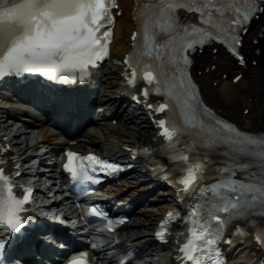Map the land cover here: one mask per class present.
<instances>
[{
    "label": "snow or ice",
    "instance_id": "snow-or-ice-1",
    "mask_svg": "<svg viewBox=\"0 0 264 264\" xmlns=\"http://www.w3.org/2000/svg\"><path fill=\"white\" fill-rule=\"evenodd\" d=\"M116 7V0H0V76L34 72L57 80L85 78L91 67L110 55ZM181 8L199 13L198 20L180 16ZM262 10L264 0H143V9L137 0L139 23L133 39L139 36L141 40L125 57L131 69L129 82L135 84L140 75L152 85L143 89L145 96L150 91L165 93L163 102L148 107L162 113L158 124L169 154L183 162L174 166L183 172L178 178L183 190L198 186L185 217L187 235L177 252L183 264H221L218 242L223 227L235 217L264 214V134L219 118L203 102L188 71L191 53L197 47L203 50L212 40L226 44L243 62L237 47L242 43L240 33L248 30L246 24ZM177 106L182 119L172 115ZM185 133L188 142L181 146ZM190 150L197 152L192 159ZM77 157L79 164L74 163ZM89 165L104 170L121 167L90 151L83 155L68 150L64 167L74 177L98 181L100 177L90 173ZM210 177L215 179L203 183ZM14 187L0 167V226L13 230L25 223L21 214L33 192L28 187L17 195ZM90 208L106 216L96 205ZM106 226L112 228L114 219L107 218ZM255 230L257 240L264 241V226L256 225ZM168 231L162 227L157 235L165 240L161 233ZM5 244L0 236V253ZM88 257V252H82L69 264H90Z\"/></svg>",
    "mask_w": 264,
    "mask_h": 264
},
{
    "label": "bare ground",
    "instance_id": "bare-ground-1",
    "mask_svg": "<svg viewBox=\"0 0 264 264\" xmlns=\"http://www.w3.org/2000/svg\"><path fill=\"white\" fill-rule=\"evenodd\" d=\"M136 4L137 0H119L115 37L112 44V60L103 67L104 76L101 80L103 83L97 101L99 103L97 115L108 114V111H114L116 114L113 118H107L108 121H105L103 125L93 126L86 130L85 127L80 137L74 139L76 144L72 145V148L84 150L91 147L100 151L108 150L117 157H123L127 148L133 149L153 143L155 134L159 131L157 121L162 116L155 109H148V105L153 101H146L138 108L130 109L127 111V115L122 113V108L126 104L131 105L129 100H124L122 93L129 92L124 86L125 57L134 44L133 33L138 28ZM242 51L246 58L244 66H240L222 47L217 45L206 47L194 56V75L200 84L202 95L210 107L230 118L244 130L264 132V12L245 35ZM236 72L243 74L239 82L234 81L233 74ZM27 93L31 97L35 96L33 89L28 90ZM79 95L84 97L83 92ZM50 98H46L47 102L51 101ZM14 101L7 97L6 102L8 103H4L3 109L0 108L1 114L10 116L7 120L1 121L0 128L6 131L4 136L10 135L11 138L8 142L14 139L17 141L13 147L16 149L18 160L21 163H29L30 161L24 155L30 151H38L42 144L55 149L67 145V142L65 143L53 128L43 127L41 123L31 124L29 122L31 110H27V106L16 104ZM130 112L137 118L136 120L130 116ZM117 115L120 116L117 117ZM11 118L14 120L9 121ZM114 118H118L119 123L113 124L112 119ZM89 124L93 123L90 121ZM23 126L33 127L34 134L31 131H23ZM153 181L155 182V180ZM127 190H130V193L124 196L123 204L131 196H137L141 192L146 194L154 192L149 182L138 184L136 180H122L117 191L123 193ZM158 194H166V196L158 198V200H165V203L140 208L135 213L137 216L125 226L127 228L125 233L128 237L126 241H130L132 244L144 241L143 251L154 246L152 232L166 211L176 205V199L168 189L162 191L160 188ZM260 224L264 225V219H260ZM181 225V222L177 223V230H180ZM231 244L234 249L230 264H264V250L259 245V241H256L254 234L250 237L236 236ZM166 248L172 250L169 244L166 245ZM169 254L167 253L166 256ZM165 261L162 260V262Z\"/></svg>",
    "mask_w": 264,
    "mask_h": 264
}]
</instances>
